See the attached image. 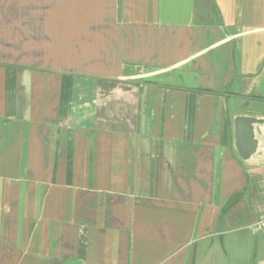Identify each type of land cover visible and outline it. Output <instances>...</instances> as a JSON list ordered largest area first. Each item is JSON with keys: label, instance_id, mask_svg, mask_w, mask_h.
<instances>
[{"label": "crops", "instance_id": "obj_1", "mask_svg": "<svg viewBox=\"0 0 264 264\" xmlns=\"http://www.w3.org/2000/svg\"><path fill=\"white\" fill-rule=\"evenodd\" d=\"M236 116L264 0H0V264H264Z\"/></svg>", "mask_w": 264, "mask_h": 264}, {"label": "water", "instance_id": "obj_2", "mask_svg": "<svg viewBox=\"0 0 264 264\" xmlns=\"http://www.w3.org/2000/svg\"><path fill=\"white\" fill-rule=\"evenodd\" d=\"M264 119L254 116H236L234 118L235 149L242 159H248L257 150L254 126Z\"/></svg>", "mask_w": 264, "mask_h": 264}, {"label": "built area", "instance_id": "obj_3", "mask_svg": "<svg viewBox=\"0 0 264 264\" xmlns=\"http://www.w3.org/2000/svg\"><path fill=\"white\" fill-rule=\"evenodd\" d=\"M260 223V225H262V223L261 222H259Z\"/></svg>", "mask_w": 264, "mask_h": 264}]
</instances>
